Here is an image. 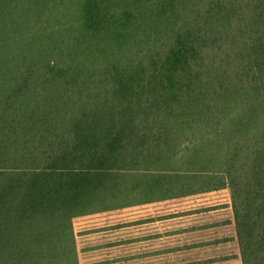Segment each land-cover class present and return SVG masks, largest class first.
<instances>
[{
  "label": "trees",
  "instance_id": "1",
  "mask_svg": "<svg viewBox=\"0 0 264 264\" xmlns=\"http://www.w3.org/2000/svg\"><path fill=\"white\" fill-rule=\"evenodd\" d=\"M56 1L0 0V264H78L75 219L224 188L264 264V0H87L80 49L30 26Z\"/></svg>",
  "mask_w": 264,
  "mask_h": 264
},
{
  "label": "rangeland",
  "instance_id": "2",
  "mask_svg": "<svg viewBox=\"0 0 264 264\" xmlns=\"http://www.w3.org/2000/svg\"><path fill=\"white\" fill-rule=\"evenodd\" d=\"M86 1L68 0V3H64V0H57L56 3L54 2L55 6H52L54 11L50 17H48L50 4L43 9V12L32 13L30 26L33 27L34 23L41 25V32L46 35L60 34L55 38V42L63 39L72 42L75 46L78 45L80 49L82 44L77 41V36L83 32L81 10ZM130 1L118 0L117 5L125 7ZM46 26L48 28L44 30ZM32 31L34 29L30 28L27 33ZM100 37L103 42H98L97 49H101L105 41L110 39L113 45L108 50L112 58L115 57L119 48L117 45L119 43L116 41L119 42L120 38L117 34L111 37ZM159 197L161 195L158 194L149 196L133 194L127 198L117 199L114 201L117 207L143 202L151 203L103 212L107 214L102 217L83 219L87 221L83 225L91 227L92 230L80 231L79 221L75 219L73 226L74 232L76 231L78 264H82L83 261L88 264L97 262L101 264V259L107 260L108 264H114L116 256L121 255L122 250L111 247L112 249H108L107 253L94 249L101 234H105L107 229L115 228L114 225H120L121 230H128L129 234L125 236V239L130 238V242L139 243L137 249L134 247L128 250L134 256L128 257L126 253L127 259L134 260L135 253H138L140 260H146L148 251L149 253L153 251L157 260L155 264H182L184 259L179 258L182 256H177V253L184 249L188 253L184 261L186 264H242L235 231L232 199L228 189L154 202ZM104 224L108 227L95 228L97 225ZM85 236H88L87 240H84ZM89 237L94 238L90 240ZM112 238H114L113 235L109 239ZM168 253L172 254L171 258ZM80 255L83 258L81 262Z\"/></svg>",
  "mask_w": 264,
  "mask_h": 264
},
{
  "label": "crops",
  "instance_id": "3",
  "mask_svg": "<svg viewBox=\"0 0 264 264\" xmlns=\"http://www.w3.org/2000/svg\"><path fill=\"white\" fill-rule=\"evenodd\" d=\"M104 214H107V213L95 214V215H90V216H86V217H82V218L76 219V220L79 221V223H78L79 230L80 231L92 230L91 227H89L87 225H83L84 223L87 222V221H83V219H90V218H93V217H102ZM103 226L104 227L105 226L108 227L107 224H104V225H97L95 228H98V227L101 228ZM118 226L114 225L115 228H113L112 230L111 229H107L105 231V234H101L100 240L98 241L97 245L95 243L96 246L94 247V249L95 250L99 249V251H103V252H107V253H108V249H112L111 247H114V249L118 248V249L122 250V251H120L121 255H119V256L115 255L116 258H115V261L113 262L114 264H155V261H157V260H156L155 256L153 255V251H152V253H149V251H148V254L145 256L146 260H140V257L138 255V253H135L134 260L133 259H127L125 257L126 253H127L128 257L134 256V254L132 255V253L129 252L128 250H132L134 247H135V249H137L139 247L138 246L139 243L138 242H134V241L130 242V238L129 239H125L126 238L125 236L127 234H129L128 230H124V229L121 230L120 225H118ZM75 233H76V231H75ZM112 235H113L114 238L109 239V238H111ZM85 237L86 238H84V240H87L88 236H85ZM93 238L94 237H89L88 239L91 240ZM97 238H99V237H97ZM134 238H136V237H134ZM101 239H102V241H101ZM111 240H113V242H111ZM109 242H111V243H109ZM171 255L172 254H169V258H171ZM187 255H188V253L184 249H181V251L177 253V256H182V257H179V258H183L184 259V260H182V264H186L184 261H185V258H186L185 256H187ZM82 259L83 258H81V255H80V262H81ZM96 261H99V260H96ZM82 264H88V263L83 261ZM95 264H100V263L97 262ZM101 264H108V261L105 260V259H101Z\"/></svg>",
  "mask_w": 264,
  "mask_h": 264
}]
</instances>
